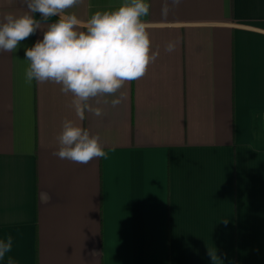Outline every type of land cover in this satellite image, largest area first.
Returning <instances> with one entry per match:
<instances>
[{
    "label": "crops",
    "instance_id": "crops-1",
    "mask_svg": "<svg viewBox=\"0 0 264 264\" xmlns=\"http://www.w3.org/2000/svg\"><path fill=\"white\" fill-rule=\"evenodd\" d=\"M122 2L67 11L86 21ZM165 2L144 18L158 58L91 101L101 116L80 121L60 85L26 82L42 31L0 52V239L18 264H264V0H167L163 15ZM65 119L99 134L106 157L54 156Z\"/></svg>",
    "mask_w": 264,
    "mask_h": 264
},
{
    "label": "clouds",
    "instance_id": "clouds-1",
    "mask_svg": "<svg viewBox=\"0 0 264 264\" xmlns=\"http://www.w3.org/2000/svg\"><path fill=\"white\" fill-rule=\"evenodd\" d=\"M181 2L171 0L176 6ZM78 3L83 0H23L26 10L21 14L0 12V52L15 53L22 41L42 31V39L25 47L29 64L24 78L29 83L52 82L60 85L65 95L71 93L75 114L83 121L86 113L103 114L91 101L98 105L99 97L115 94L126 82L141 78L158 58L159 50L150 54V32L144 20L150 14V0H123L118 8L97 11L86 21L67 11ZM168 12L166 0L162 14ZM52 18L56 19L49 23ZM45 23L47 29L42 30ZM175 46L169 42L165 50L172 52ZM122 99H113L112 106ZM57 139L59 149L53 155L62 160L87 165L107 155L100 135L72 119L63 121ZM42 199L47 201L50 196L43 193ZM13 243L11 236L0 239V261L7 258V264H18L8 255Z\"/></svg>",
    "mask_w": 264,
    "mask_h": 264
},
{
    "label": "built area",
    "instance_id": "built-area-1",
    "mask_svg": "<svg viewBox=\"0 0 264 264\" xmlns=\"http://www.w3.org/2000/svg\"><path fill=\"white\" fill-rule=\"evenodd\" d=\"M262 119H263V123H264V114H263V116H262Z\"/></svg>",
    "mask_w": 264,
    "mask_h": 264
}]
</instances>
